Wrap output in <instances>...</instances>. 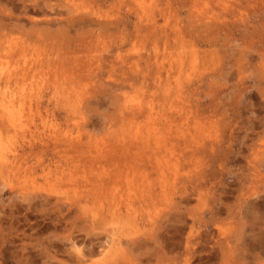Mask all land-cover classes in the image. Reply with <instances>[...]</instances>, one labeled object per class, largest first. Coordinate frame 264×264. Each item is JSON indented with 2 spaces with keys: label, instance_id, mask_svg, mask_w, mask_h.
I'll list each match as a JSON object with an SVG mask.
<instances>
[{
  "label": "rangeland",
  "instance_id": "1",
  "mask_svg": "<svg viewBox=\"0 0 264 264\" xmlns=\"http://www.w3.org/2000/svg\"><path fill=\"white\" fill-rule=\"evenodd\" d=\"M49 1L0 0L3 58L44 85L0 264H264V0Z\"/></svg>",
  "mask_w": 264,
  "mask_h": 264
},
{
  "label": "bare ground",
  "instance_id": "2",
  "mask_svg": "<svg viewBox=\"0 0 264 264\" xmlns=\"http://www.w3.org/2000/svg\"><path fill=\"white\" fill-rule=\"evenodd\" d=\"M28 3L29 4H27V3L24 4L25 11H30V9H33V10L37 9V10H41L43 12V11H45L46 8L55 9L54 4L51 3L49 0H41V1L40 0H31V2H28ZM140 3H141V6H140L141 11H143V13H146L147 9L145 8V3L143 2V0H141ZM148 6H150V5H148ZM149 9H151V8L149 7ZM48 12H49V10H48ZM1 14H3V13H0V15ZM147 17L148 16H146V18ZM4 50L5 51L10 50V46L5 44V42H2L0 45V121H1L2 125L5 124V127L3 129H5L6 133H3L2 131H0V173L6 175V174H8V172L13 170L14 158H12V155L16 154V152H15L16 147H17L16 143L20 141V138H22V137L25 138L26 137V131L28 129H30V125H31V122H32L33 116H34V112L36 111L35 104L38 106V103L40 101V97L43 95L44 85H42L40 80L37 81L34 78V75L31 72V69H33V68L27 69L24 66H22V67L17 66V64H19L21 62L25 63L28 61L26 58V56L28 54L26 48H22V50L20 52V54L23 55L24 58L21 59V62L20 61L17 62V60H15L16 63H13L9 59L5 60L3 58L5 55L3 53ZM30 54L32 55L31 52H30ZM37 57H40L39 60L30 59L31 61L33 60L32 67H35L36 69H38V67L40 65H43V68L41 70L44 71L46 61L40 60L41 56H37ZM30 58H31V56H30ZM156 60H158V59L156 58ZM184 61L185 60H183V62ZM44 62H45V64H44ZM179 62L180 61H178V63ZM149 63H151V62H149ZM169 66H171V65H169ZM182 68H181V70H182ZM169 72H170V70H169ZM178 72H179V68H178ZM182 73H183V71H182ZM174 77H175V79L173 78L174 80H172V81H169V80L165 81V85H164V86H166V88L164 87L165 91L169 92V90H170L171 92H173L174 88L176 89L177 86L179 87L178 90H180V88L182 87V83H181V81H183V80H181L182 77H180V76L178 78H176V76H174ZM167 79H169V78H167ZM153 85L156 86V87H153V88H155V90L157 89V87L159 89H161V88L163 89V87H162L163 83L162 82H159V84H158L159 86H157L155 83ZM172 89H173V91H172ZM72 90L74 91L73 88H72ZM168 94H171V93L169 92ZM171 95L174 96L175 94L172 93ZM69 97H71V96H69ZM174 99H175V96H174ZM136 105H139L138 101L135 102V104L133 106H136ZM148 121L152 122L150 120H148ZM148 121H147V123H148ZM167 123H168V121H167ZM143 124H142V126H143ZM153 124H156V123H153ZM140 126L141 125L137 124V127H136L137 130H136L135 135L133 136L135 138H132V141H135V139H137V141H139V142H142L144 144L147 143V146L149 143L152 142L153 139H155L154 142L161 141V140H159L160 137L158 135L159 130L157 129V126L153 127V128L156 129L158 132L151 131L147 134L145 133V135L141 131L138 130L140 128ZM144 126H146V124ZM161 126H163V125H161ZM151 130H152V128H151ZM144 131H146V130H144ZM183 133H184V131H183ZM194 137H195L194 140H196V136H194ZM183 139H184V141H187V137L184 135H183ZM132 141H130V142H132ZM77 251H78L79 255H80V253L83 254L82 249L81 250L79 249ZM82 260H81V262H82Z\"/></svg>",
  "mask_w": 264,
  "mask_h": 264
}]
</instances>
